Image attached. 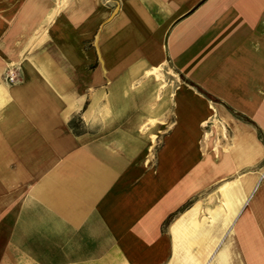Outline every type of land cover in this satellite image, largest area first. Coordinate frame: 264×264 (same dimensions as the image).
Instances as JSON below:
<instances>
[{"label": "crops", "instance_id": "0c3cea01", "mask_svg": "<svg viewBox=\"0 0 264 264\" xmlns=\"http://www.w3.org/2000/svg\"><path fill=\"white\" fill-rule=\"evenodd\" d=\"M191 218L264 264V0H0V264H192Z\"/></svg>", "mask_w": 264, "mask_h": 264}, {"label": "bare ground", "instance_id": "6f19581e", "mask_svg": "<svg viewBox=\"0 0 264 264\" xmlns=\"http://www.w3.org/2000/svg\"><path fill=\"white\" fill-rule=\"evenodd\" d=\"M155 71L156 70H153V72H155ZM192 218L188 222H185V220H184L185 218L183 219V221H181V225L183 227V230L186 231L185 235H188L196 227V226H194V221ZM202 229H203L202 237H197V238L194 237V238L188 240L187 244H186L188 247L189 246L192 247L194 245L197 246V251L193 253L194 259H196L198 257L200 258V254H201L200 250H203V249H206L207 247H209L211 245V243L214 241L215 237L217 236V234L219 233V230H220V228H216V227L204 228V225H203ZM183 237H185V236H183Z\"/></svg>", "mask_w": 264, "mask_h": 264}, {"label": "rangeland", "instance_id": "374dc122", "mask_svg": "<svg viewBox=\"0 0 264 264\" xmlns=\"http://www.w3.org/2000/svg\"><path fill=\"white\" fill-rule=\"evenodd\" d=\"M97 49H98V53L101 55V53H102V50L100 49V47H97ZM102 58H101V56H100V60H101ZM101 63H102V61H101ZM155 73H156V71H155ZM154 72L153 73H151V74H155ZM130 101H131V99H130ZM129 101V102H130ZM149 124L148 125H146V126H143V128L144 129H146V130H148L149 131V129H151V128H153L154 127V125H152L153 123H154V120L153 119H150L149 121ZM162 134V133H161ZM159 146H160V141H158L157 140V142H155V143H152V144H150V150L154 153L158 148H159ZM213 200L214 199H210L209 200V202H208V204L207 205H212L214 202H213ZM212 208H214V207H212ZM211 208V209H212ZM209 211H210V208H209ZM210 214H211V211H210ZM209 214V215H210ZM184 216V215H183ZM179 221V220H178ZM177 221V222H178ZM215 220L213 219V222H214ZM203 223H204V220L202 221ZM204 228H210L209 226H207L205 223H204ZM202 230L201 229H199V230H195V231H192V232H190L188 235H186L185 237H182V235H179V233L177 234V238H178V240L181 242V245L183 246V247H186V249H187V241L188 240H190V239H192V238H194V237H196L200 232H201ZM189 236V237H188ZM184 241V242H183ZM214 251H215V249L210 253V255L206 258V260L205 261H203L202 263H200V264H210L211 263V259L213 258V256H214ZM187 252H188V249H187ZM187 257L189 258V259H191V255L189 254V252H188V255H187ZM215 260H216V254H215V256H214V258L212 259V261H214L215 262ZM191 261H192V259H191ZM199 262H193L192 261V264H198Z\"/></svg>", "mask_w": 264, "mask_h": 264}, {"label": "built area", "instance_id": "2783aa9c", "mask_svg": "<svg viewBox=\"0 0 264 264\" xmlns=\"http://www.w3.org/2000/svg\"><path fill=\"white\" fill-rule=\"evenodd\" d=\"M6 78L9 82H14L17 79L16 73L14 70H10L6 74Z\"/></svg>", "mask_w": 264, "mask_h": 264}]
</instances>
